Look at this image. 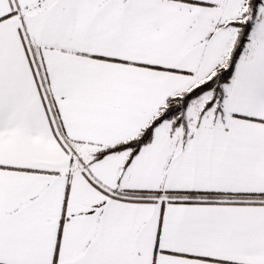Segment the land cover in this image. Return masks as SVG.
Masks as SVG:
<instances>
[{"label": "snow or ice", "instance_id": "obj_1", "mask_svg": "<svg viewBox=\"0 0 264 264\" xmlns=\"http://www.w3.org/2000/svg\"><path fill=\"white\" fill-rule=\"evenodd\" d=\"M0 264H264V0H0Z\"/></svg>", "mask_w": 264, "mask_h": 264}]
</instances>
